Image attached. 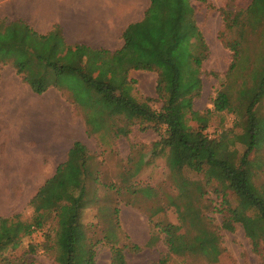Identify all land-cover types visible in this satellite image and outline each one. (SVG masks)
I'll return each mask as SVG.
<instances>
[{
  "label": "trees",
  "instance_id": "trees-1",
  "mask_svg": "<svg viewBox=\"0 0 264 264\" xmlns=\"http://www.w3.org/2000/svg\"><path fill=\"white\" fill-rule=\"evenodd\" d=\"M189 1L151 0L144 18L126 28L124 45L115 51L68 44L59 26L40 34L23 19L0 20V64L14 66L37 94L55 87L68 98L63 91L68 90L74 106L83 112L87 134L100 133L105 142L104 132L115 138L128 136L135 124L159 133L152 152L166 158L177 194H168L164 205L150 211L149 217L174 207L179 223L158 225L165 233L168 254L153 264H168L172 256L209 257L220 250V234L207 209L223 213L224 229L244 225L254 248L264 249V160L251 157L264 148V0L223 12L225 29L220 38L233 59L212 99L214 108L202 111L195 108L203 90L202 71L178 60L176 52L184 31L193 29ZM227 32L232 33L230 39H225ZM133 70L158 74L159 109L153 107L151 97L135 94ZM223 111L236 115L241 131L210 136L206 130L213 112ZM119 119L124 124L115 122ZM95 159L84 142L75 140L67 159L30 199V217L23 219L20 212L0 217V264H22L6 252L37 231L45 234L43 248L52 254L54 264H96L98 242L90 238L83 212L99 202L100 188L120 192L116 182L101 177V169L91 170ZM186 170L204 179L190 178ZM89 179L98 185L91 195ZM123 182L128 191H139L128 178ZM141 192L150 197L153 189L143 187ZM97 216L119 225V204H98ZM50 221L54 226L46 230ZM113 253V264H129L115 243Z\"/></svg>",
  "mask_w": 264,
  "mask_h": 264
},
{
  "label": "rangeland",
  "instance_id": "rangeland-1",
  "mask_svg": "<svg viewBox=\"0 0 264 264\" xmlns=\"http://www.w3.org/2000/svg\"><path fill=\"white\" fill-rule=\"evenodd\" d=\"M232 1H234L233 6L230 5ZM251 1H189V6L193 10L191 16L193 29L184 31L176 47V52L178 60L184 59L190 66L197 67L202 71L203 90L201 95L195 99V108L198 110L214 108L212 99L217 95L218 89L224 82L225 74L233 59L232 51L224 45L220 38V33L225 29L223 12L227 9L230 11L246 9ZM231 37L232 33L225 34V39ZM259 44L261 42L258 41L257 45ZM130 77L137 81L135 85L137 97H151L153 107L159 109L162 106V101L156 92L158 74L151 71L133 70ZM50 89L43 95H37L30 85L22 80V76L17 74L14 66L9 63L0 64V127H3L4 123L16 122L19 109H29V114L26 112L24 115V122L30 124L26 133L30 131L32 137L25 139V148L26 152L28 149L31 150L33 157L37 159V163L34 165L38 171L35 170V172L41 173L36 177L30 176L29 171H24L23 177H0V200L2 202L9 201L10 206L17 205L21 209L22 218H29L31 215L29 199L55 172L57 165L66 156L69 145L73 141L81 139L96 158L90 162L91 170L101 169V177L105 181L116 182L120 192L117 195L116 192L107 193L103 188H100L98 193L101 199L99 202L93 203L83 212L82 219L88 227L89 236L93 242H98L95 245L96 264H113L114 243L123 249L129 264L157 262L168 254L165 233L158 225L164 221L179 223L178 213L174 207H168L153 217H149L150 211L164 205L168 194H177V190L172 184L166 158L155 156L152 152L153 143L160 139L159 133L152 128L143 129L139 124H135L130 126L131 132L128 136L115 138L112 132H104L106 141L103 142L100 133L87 134L83 112L76 105L74 106L71 93L66 89L63 91L68 98L64 94L62 95L72 105L67 103L64 109L58 111L64 115L65 120L58 122L51 120L54 116L56 117L51 108L56 101V90H59L55 87ZM52 92H56L55 97L51 94ZM43 106L45 108H42ZM70 107L74 109L73 123H76L79 128L75 135L67 136L64 139L62 137L65 133L69 135L64 129L66 120L67 124H70ZM61 115H57V117L60 118ZM42 116H48V121L45 120V122L51 124L49 131L57 135V141H66L63 151L58 153L56 161L52 159L53 146L49 145L48 137L45 136L48 130L40 128ZM115 122L120 125L124 124V121L120 119ZM236 122L237 117L233 113L213 112L206 132L210 136L230 129L239 133L241 128L237 127ZM5 140V138H0V152L2 153L12 145L11 140ZM50 140L52 142L53 137ZM113 140L112 145L111 141ZM251 157L254 160H264V148L255 151ZM185 173L193 179H204L202 174H196L190 170H186ZM261 174L264 175V172ZM125 177L128 178L130 185L139 189L138 192L128 191L123 182ZM88 186L90 195L98 187L91 179L88 180ZM210 186L208 184L207 189ZM143 187L153 189L150 197L144 196L141 192ZM219 199L221 201V198ZM128 200L131 203H128ZM115 203H118L120 207V224L110 225L108 220L97 216L98 204L111 206ZM206 213L213 217V225L220 234V250L209 257L172 256L168 264H264V249L256 250L254 248L252 241L245 233L244 225L236 223L235 229L230 231L222 227V212L207 209ZM53 226L54 221H50L45 229H51ZM135 228L139 229L141 234H136ZM44 242L45 234L43 231H37L34 236L24 237L18 248L9 249L6 253L10 259L20 260L22 264H54L52 254L43 248ZM134 245H137L138 248H135Z\"/></svg>",
  "mask_w": 264,
  "mask_h": 264
},
{
  "label": "crops",
  "instance_id": "crops-1",
  "mask_svg": "<svg viewBox=\"0 0 264 264\" xmlns=\"http://www.w3.org/2000/svg\"><path fill=\"white\" fill-rule=\"evenodd\" d=\"M150 4L151 0H0V20L23 19L40 34H48L56 26H59L68 44H84L95 49L115 51L124 45L123 35L126 28L131 23L141 21ZM49 90L51 89L49 88L47 91ZM46 92L36 94L43 95ZM56 92V101L51 108L56 117L54 116L51 120L64 121V115L58 111L64 109L67 103H71L64 98L60 91L56 90ZM26 112L29 114V109H19L16 122L4 123V126L0 127V138L12 141L9 149L3 153L0 152V177H23L24 171H29L30 176L41 175V173L35 172V170L38 171L34 165L37 163V159L33 157L31 150L28 149L26 152L25 148V139L32 137L30 131L26 133L30 126L24 122ZM69 112L70 124H67L66 120L64 129L69 135L65 133L62 137L64 139L67 136L75 135L79 128L76 123H73L74 109H69ZM57 115H61L60 118ZM40 120V128L48 130L45 136L48 137L49 145L53 146L52 159L56 161L58 153L63 151L66 141L58 142L57 135L49 131L51 124L45 122V120L48 121V116H42ZM52 137L51 142L50 138ZM72 144L69 145L67 154L61 162L67 159ZM21 200L23 201V197ZM8 202L0 200V217L21 212L17 205L10 206ZM134 232L141 234L137 228L134 229Z\"/></svg>",
  "mask_w": 264,
  "mask_h": 264
}]
</instances>
